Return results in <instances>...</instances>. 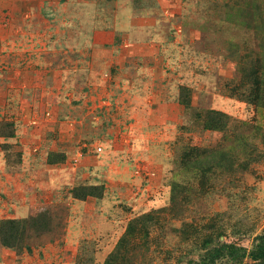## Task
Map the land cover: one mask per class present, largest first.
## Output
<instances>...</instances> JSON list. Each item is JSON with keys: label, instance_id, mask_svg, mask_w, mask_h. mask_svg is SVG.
Returning a JSON list of instances; mask_svg holds the SVG:
<instances>
[{"label": "rangeland", "instance_id": "obj_1", "mask_svg": "<svg viewBox=\"0 0 264 264\" xmlns=\"http://www.w3.org/2000/svg\"><path fill=\"white\" fill-rule=\"evenodd\" d=\"M0 264H264V0H0Z\"/></svg>", "mask_w": 264, "mask_h": 264}]
</instances>
